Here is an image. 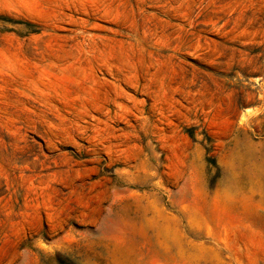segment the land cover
<instances>
[{"label": "rangeland", "instance_id": "1", "mask_svg": "<svg viewBox=\"0 0 264 264\" xmlns=\"http://www.w3.org/2000/svg\"><path fill=\"white\" fill-rule=\"evenodd\" d=\"M261 200L264 0H0V264H264Z\"/></svg>", "mask_w": 264, "mask_h": 264}, {"label": "crops", "instance_id": "2", "mask_svg": "<svg viewBox=\"0 0 264 264\" xmlns=\"http://www.w3.org/2000/svg\"><path fill=\"white\" fill-rule=\"evenodd\" d=\"M237 211H235L236 213ZM245 214H250L251 217H264V201L261 200V202L256 203L253 205V207L250 208L249 205H247V208L243 210Z\"/></svg>", "mask_w": 264, "mask_h": 264}, {"label": "trees", "instance_id": "3", "mask_svg": "<svg viewBox=\"0 0 264 264\" xmlns=\"http://www.w3.org/2000/svg\"><path fill=\"white\" fill-rule=\"evenodd\" d=\"M25 25L28 27L34 28V25H31L30 23H26Z\"/></svg>", "mask_w": 264, "mask_h": 264}]
</instances>
